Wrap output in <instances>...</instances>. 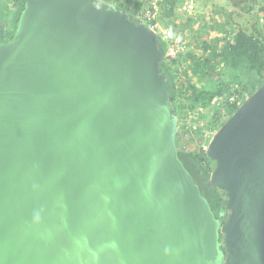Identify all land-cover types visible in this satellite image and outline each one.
Instances as JSON below:
<instances>
[{"label":"water","instance_id":"95a60500","mask_svg":"<svg viewBox=\"0 0 264 264\" xmlns=\"http://www.w3.org/2000/svg\"><path fill=\"white\" fill-rule=\"evenodd\" d=\"M160 35L96 0H24L0 40V264H264V83L179 156ZM227 191L218 217L204 189Z\"/></svg>","mask_w":264,"mask_h":264},{"label":"trees","instance_id":"16d2710c","mask_svg":"<svg viewBox=\"0 0 264 264\" xmlns=\"http://www.w3.org/2000/svg\"><path fill=\"white\" fill-rule=\"evenodd\" d=\"M96 1L111 3L133 15L138 22H142L137 16L140 0ZM164 1L168 0L160 1V6ZM256 1L258 0H230L233 6L246 12L254 10ZM23 3L24 0H0V40L10 39L14 34L15 19L23 8ZM172 3L174 7L175 0H172ZM262 9L264 10V6ZM233 30L231 25L224 29L228 37L223 38L221 45L219 42L213 45L206 42L198 56L191 53L190 56L194 59L191 68L197 79L192 80L186 71L181 70L178 65L180 57L172 61L164 59L162 65L163 71L170 80L169 94L176 116L184 119L190 113H202L203 115L193 118L194 121L198 119L199 123L195 125L194 130L202 135L205 130L211 132L207 144L238 106L264 83V26L248 31L238 25L235 32ZM161 40L166 54L168 45L162 38ZM222 108L225 109L224 116L221 115ZM183 132L181 127L177 131V145ZM192 146L179 149V156L195 178L203 179L211 173L215 162L207 156L206 149L201 147L197 153ZM222 190L227 194L226 190ZM207 191L208 194L205 193L218 217L225 218L227 200L217 188H207Z\"/></svg>","mask_w":264,"mask_h":264},{"label":"rangeland","instance_id":"374dc122","mask_svg":"<svg viewBox=\"0 0 264 264\" xmlns=\"http://www.w3.org/2000/svg\"><path fill=\"white\" fill-rule=\"evenodd\" d=\"M160 1L162 0L158 1L157 22L161 27L168 29L170 37L181 45L182 50L178 65L182 71H186L190 75L192 80L197 79L191 68L194 62L193 57L190 56L192 52L195 56H198L206 42L211 45L219 42L221 45L223 38L228 37L224 32L228 25L233 26L234 32L238 25L248 31L264 26V10L262 9L264 0L256 1L254 10L251 12L233 6L230 0H195V9L184 8L188 0H175L174 7L172 6V0L164 1L162 6H160ZM140 2L138 15L150 6L151 0H140ZM221 111L222 116L226 115L225 109L222 108ZM194 114L190 113L184 119L178 118V129L181 127L184 132L178 141L177 147L183 149L186 146L190 148L193 145L192 149L194 148L199 153L201 147L204 148L208 145L207 140L211 132L205 130L203 135L195 132V125H199V123L197 122L198 119L194 121L193 118L203 114L199 112ZM218 191L227 200V194L220 188H218Z\"/></svg>","mask_w":264,"mask_h":264},{"label":"built area","instance_id":"2783aa9c","mask_svg":"<svg viewBox=\"0 0 264 264\" xmlns=\"http://www.w3.org/2000/svg\"><path fill=\"white\" fill-rule=\"evenodd\" d=\"M158 1L159 0H151L150 6L137 16L142 19V22L146 23L152 29H154L164 41H166L168 47L165 54V59L172 61L179 57L182 47L170 37V32L168 29L163 28L158 24L156 18L159 10ZM195 6V0H188L184 5V8L195 9ZM233 99L234 98H232V100ZM203 149L207 150V145Z\"/></svg>","mask_w":264,"mask_h":264},{"label":"flooded vegetation","instance_id":"af4514ba","mask_svg":"<svg viewBox=\"0 0 264 264\" xmlns=\"http://www.w3.org/2000/svg\"><path fill=\"white\" fill-rule=\"evenodd\" d=\"M196 180L200 181L201 179H197ZM215 189V188H214ZM218 189V188H217ZM205 192L208 194L207 188H205Z\"/></svg>","mask_w":264,"mask_h":264}]
</instances>
